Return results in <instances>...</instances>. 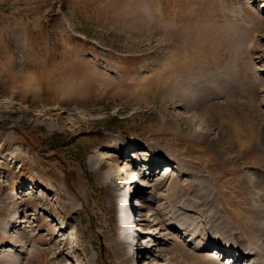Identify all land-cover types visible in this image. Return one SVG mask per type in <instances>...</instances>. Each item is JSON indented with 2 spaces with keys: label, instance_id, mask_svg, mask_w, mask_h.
<instances>
[{
  "label": "rangeland",
  "instance_id": "obj_1",
  "mask_svg": "<svg viewBox=\"0 0 264 264\" xmlns=\"http://www.w3.org/2000/svg\"><path fill=\"white\" fill-rule=\"evenodd\" d=\"M127 143L138 172L165 179L124 188L168 224L153 262L172 235L196 253L205 239L264 249V0H0V264H122L107 201L129 178Z\"/></svg>",
  "mask_w": 264,
  "mask_h": 264
},
{
  "label": "bare ground",
  "instance_id": "obj_2",
  "mask_svg": "<svg viewBox=\"0 0 264 264\" xmlns=\"http://www.w3.org/2000/svg\"><path fill=\"white\" fill-rule=\"evenodd\" d=\"M120 146L122 147V152L120 153V157H117L115 159L117 161H121L122 160L121 162L126 164L125 166H123L121 164V167L123 168V173L125 172L126 174L128 173L130 175H129V178H128L127 182L125 184L121 185L119 187V189H118V192L113 193V195H111V197H109L107 202L109 203V208H110L111 212L115 213V214H118L120 216V219L122 221H125V224L123 225V230H125L124 242H122V243L120 242L121 235L116 237L117 238L116 239L117 243L121 245V251H120V255L119 256L122 259V264H140L139 260L137 261L136 259H134V257L132 256V253L130 252V249L133 246L131 244V240L130 239H131L132 236L134 237V232H136L138 230L139 231L135 235V240L137 239L140 242H142V244L144 243V244L147 245V250H148L147 251V253H148L147 255H148V257L147 256L144 257L145 259H147L146 260L147 264H170L171 261L169 260L167 255L174 253V250L177 251V253H176L177 256L178 257H182L184 259V261L187 262V264H225V261H223L221 259V257L215 255V254L218 253V251H217L218 248H222L221 251H225V252H229V253H231V251L233 253L236 251L237 255H239L238 258L236 259L235 258L236 257L235 253H234V255L233 254H229V256H228L229 262H227L226 264H228V263H230V264H239V263H241V261H242L241 264H243L245 258H248L251 255L255 256L257 258L259 257L260 262H258V264H260V263L264 264V249H263V246L260 243L257 244V243L254 242L253 244L250 243V245H246V244H241L238 241H237V243H233V241L229 240V241H226L228 243L224 244V243H219L220 242L219 241V242H215L217 244V248H215L214 251H210V246L212 247V245L215 244V243H212V242L210 243V241H209L210 239L209 240L205 239L200 245L194 247V249L199 251L198 253H200L202 251V252H211V254H198L195 251H191V249L188 248L187 246H184L179 240H177L178 237L176 238V236H174V235H172L173 236L172 238L175 239L177 245L174 246L170 250H164V249H163V251L159 250V251H161V254H159L160 256L158 258H160L162 254H164V253H166V254L163 255L162 259L160 261H158L157 263L153 262L154 261L153 260L154 259V254L152 253L151 249L154 246H156V245H157V247L161 246V242L157 243V239H154V241H153L152 236L154 234H156V237H159L160 233L162 232V230H165V226H167L168 224L166 225V223H165L166 220L164 221V219H162V215L158 212V210L155 211V209L153 208L152 204L154 203V200H151V197H147L146 198V202H145L146 209H144L145 210V216H146V218L144 219V223H143V225H137L136 224V227H137L136 229L137 230L133 231L132 227L135 226L134 223L137 221V217H138L136 215L139 214V212L137 213V211L139 210V208L141 209V207L136 208L135 202H133L130 199V194L127 195L128 198H125L127 190L124 191V188L127 187L129 190L130 189L133 190L135 192V196H134V198H135L136 196H140V193L142 194L143 191L144 192H146V191L149 192L148 188H152V187L156 188V187L162 186L165 183V179L161 178V177H158V176H153L152 175L153 173L150 174L151 177L148 179V178H146L144 173H142V172L140 173V172L137 171L138 166H140L141 163L144 162L145 160L142 161V159H132V157L134 156V154H137L138 151L136 149H139L141 145L136 144V143H130V144L127 143V144L120 145ZM113 147L114 146L112 145L111 148H113ZM102 154H103L102 155V160L103 159H110L112 161L113 156L109 152L105 151ZM162 163H163L162 159H155V161H153V163H152V168H155L158 165H162ZM129 164L130 165L132 164L133 167L128 170V165ZM176 165L177 164L175 162H173V163H170V165L165 166V172H168L170 174V171L171 172L175 171ZM104 166H105L104 162H100L99 165H96V163H94L92 165V167L95 168L96 170L101 169ZM146 169H148V167ZM107 174H108L107 175V179H109L112 182L113 175H112L111 171L107 172ZM184 175H187L188 177H190V179H189L190 183H192V184L194 183L193 182V177H192L190 172L189 173L187 172ZM195 180L198 181L196 183L197 185H199V186L201 185V188H199V191H198V195L203 196L206 200H210L209 196L211 195L212 192L210 190L209 185H207L206 182L203 181L204 179L203 180L202 179H199V180L195 179ZM183 188H184V186H183ZM216 196H217L216 198H218V200H219L220 194L217 191H216ZM23 197L24 196L21 195L17 199L18 200L19 199H23ZM221 202L223 203V201H221ZM221 202H219V203H221ZM222 203H221V209L223 207ZM130 209L132 210V212H130L131 211ZM261 211L263 212L262 208H259L257 206L255 207L254 212L256 214H258L259 216L262 215ZM125 213H127L126 216H125ZM157 214L159 215V217H158L159 220L157 221L158 225L155 224V227H154V224H152V223L154 222L155 219L152 221V218L154 216H156ZM248 214H250V213H248ZM132 216H134L135 219H133L130 222L128 220V217L130 218ZM149 216H150V218H149ZM230 220H232V219H230ZM22 222H24L23 219H20L17 223H21L22 224ZM159 224H162V225L159 226ZM263 224L264 223H260V224H257V225L255 224L256 226L252 225V227H255V229L257 228L255 230V233L264 231V225ZM157 227H159V230L157 229ZM245 227H247V225ZM180 228H181V226L179 227V229ZM249 228H251V227H249ZM175 229L179 230L178 228H175ZM253 229L254 228H252V230ZM134 230H135V227H134ZM238 230H237V233L239 232ZM180 231H181V229H180ZM182 231H184V233L182 232L184 234L182 236L186 237V236H190V233L193 230L189 231L190 233H188V229H186V227H184V228H182ZM144 232H145L146 235L143 236L140 239V237H138V234L139 235H143ZM148 236H150V238H148ZM206 237L204 236V238H206ZM262 237L264 238V235ZM122 238H123V236H122ZM192 239H197V236L195 235L194 237H191V238L189 237L188 241L190 242ZM207 241H209V242H207ZM234 242H236V241H234ZM24 246H25V244L23 245V247ZM21 251H26V250L23 249ZM219 251H220V249H219ZM4 257H5L6 260H3V261H7L8 262V261L12 260V258L10 259V257H8V256L7 257L4 256ZM248 263L249 262H246V264H248Z\"/></svg>",
  "mask_w": 264,
  "mask_h": 264
}]
</instances>
